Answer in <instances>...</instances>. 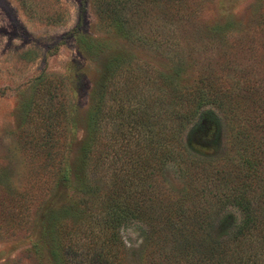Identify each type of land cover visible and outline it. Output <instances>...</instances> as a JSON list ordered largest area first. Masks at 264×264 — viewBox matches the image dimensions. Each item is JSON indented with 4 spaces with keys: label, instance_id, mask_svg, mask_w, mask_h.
Segmentation results:
<instances>
[{
    "label": "rangeland",
    "instance_id": "obj_1",
    "mask_svg": "<svg viewBox=\"0 0 264 264\" xmlns=\"http://www.w3.org/2000/svg\"><path fill=\"white\" fill-rule=\"evenodd\" d=\"M105 1L0 0V264H167L161 243L149 246L143 222L142 230L135 222L112 228L99 208L115 178L134 189L151 171L126 164L138 137L149 134L123 130L135 114L123 121L117 114L126 112L121 94L128 90L134 104L142 101L144 110L148 103L157 113L152 96L170 92L161 77L176 78L169 83L185 93L212 92L208 102L190 107L198 114L177 134L184 159L166 162L153 186L166 190L168 203L192 206L194 196L211 217L206 233L213 239L231 232L228 222L246 218L240 206L223 209L225 194H242L254 211L264 204V0L127 5L140 12L123 30L99 16ZM117 60L125 63L120 74L107 68ZM159 114V124L169 119L178 131L177 121ZM123 131L131 142L123 141ZM248 135L251 147L261 146L254 149L261 168L247 180L242 161L251 149L240 136ZM86 147L92 151L85 163ZM52 156L62 161L61 171L45 166ZM49 168L66 172L73 184L57 187L52 172L43 181ZM66 205L71 211L51 227L47 208ZM257 254L264 264V252Z\"/></svg>",
    "mask_w": 264,
    "mask_h": 264
},
{
    "label": "trees",
    "instance_id": "obj_2",
    "mask_svg": "<svg viewBox=\"0 0 264 264\" xmlns=\"http://www.w3.org/2000/svg\"><path fill=\"white\" fill-rule=\"evenodd\" d=\"M173 1L176 2V0H107L105 1V5H107V9L110 7V10L103 7V10L99 11V16L102 17V19L109 21V23L115 21L118 28L123 30L126 23L131 21L130 18L135 16L136 12H140L139 10H126L127 5H129V7H142L143 5L152 3L167 6V4H171ZM179 2H181V4H190L189 0H180ZM124 64L125 63L120 64V61L117 60L108 64L107 68L108 70H112V68L116 67V70L118 71L117 73L120 74ZM179 76L180 74L177 75V77ZM130 78L133 80L137 79L132 75H129V79ZM167 78L168 77H161V79H164L163 84L170 88L168 89L170 91L169 95L165 94L166 97H163L160 96L161 93H159L157 94L158 96H152L155 106L158 107L155 108L157 113L153 114L150 111L148 103L145 105L144 110L141 108V105L143 104L142 101L134 104L136 101L135 97H133L134 91L128 90L124 94H121V100L124 101V104L126 105V112L124 113L125 109L122 111L120 110V114H117V117L121 115V121H123L128 115L131 116L132 114H135L133 116L132 124L127 127L123 126V130L129 128L130 131L135 130L139 132L138 130L143 129L144 132L149 134L146 137L142 136L143 138L138 137L139 140H137V144H135L133 154L130 155L131 160L126 161V164L132 168L134 167V169L145 168L144 172H148L146 169L151 171L139 178V186L134 189H132L133 186L131 184H120L118 178L113 180L112 196L109 193L107 202L99 207L101 212L106 213V217L104 218L105 224L112 228H115V226L118 228L120 225L133 224L131 222H135L137 226L139 223L143 222L144 229H146L145 227L150 229L147 234L149 246L154 240L161 243L167 264H184V257L187 259L188 264H225V258L227 257L229 260L234 257V260H230L231 263L228 261L227 264H257L259 261L256 259V256L258 255L257 252H264V221L261 218L264 212V204H261V206L256 205L260 206V208H255L256 211H254V202L250 200L249 203L243 204L244 202L242 200L245 198L242 194L239 196L235 194L232 195L230 192L225 194V198L222 199L223 209L240 206L242 208L241 210L246 213V218L242 221H239V218H235L232 222H228L230 224L229 226L227 224V227L232 229L231 232L228 235L219 236L217 239H213L211 234L209 235L206 233L210 231L206 228L212 225V222H210L211 217L208 215V211L199 210L200 206L194 201V196L190 195L189 198L193 203L192 206H185L180 202L174 204L170 201V203H168V196L170 197V195L166 190L161 191L153 186L155 182V174H160L164 167L163 165H166V162H176L177 159H184L183 152L185 151L182 149V144L178 142L177 134L183 130L185 124L192 117L198 114L199 110L190 109V107L193 105L202 106L204 102H208L206 99L207 95L212 92V90L209 89L207 93L198 90L196 92L185 93L178 90L176 87H172L169 83L174 82L175 85L177 81L176 78H173L174 80L169 78V81H167ZM116 93H118V90L115 94ZM193 94L194 96H192ZM168 97L170 100L167 99ZM215 99L217 100L218 97ZM159 100H162V102H159ZM221 102L222 100L220 99L219 103ZM160 103L163 105L162 107L160 106ZM94 107L97 125L101 122L102 118L101 104L98 102ZM159 112L167 114L171 119V123L177 121L178 131L172 129L169 119L167 122L164 121V125L161 123L159 124L156 120L160 115ZM182 112L184 115H182ZM121 131L122 126H120V132ZM123 133V141L131 142L127 139V131H123ZM248 137L250 136H240L241 140L244 138L243 141L245 143V148H248L247 150L251 149V152H246V157L242 161V167L244 168V172H246L244 176L247 180L259 177L260 175L258 174L260 173L261 168V163L257 157L255 158L256 155L254 154V149H259L261 146L251 147V138ZM48 143L49 142H46L45 146H48ZM52 147L53 146H51V148ZM145 149H150V151L147 154L145 152L141 153V151ZM176 149L179 150L177 154L175 152ZM83 151L86 163V161L90 159L88 156L91 153L92 148L86 147ZM51 160L53 161L50 162ZM46 161L47 164H45V166L47 168L52 164L53 168H59L60 170H58L61 171L62 161L59 158L53 156L50 158L47 157ZM181 169L188 172L187 167ZM47 172L48 176L43 180L45 182H48V177L51 172L53 173V178L58 173L50 168ZM144 172L139 171L132 175L138 176ZM188 173H183V175L185 176V174ZM57 175V187L63 189L64 187H70L73 184L66 172L63 173V175L59 173ZM52 188L53 187H46V191L51 192ZM95 188L99 192V187L97 188L95 186ZM39 191L44 193V187L40 188ZM252 193L255 197H259L260 195L257 190L256 193ZM200 194L201 193L198 191L197 195ZM33 198L35 199V195ZM198 198L199 196H197V199ZM260 199L261 197L259 200ZM230 203H232L233 206ZM258 203H261V201ZM30 205L31 204L27 205L28 209H30ZM70 211V205H66L62 209L47 208L46 212L49 216L47 215L45 217L46 219H49L48 222L51 227L59 226L62 221L58 220L59 217H62L63 215L65 216ZM91 218H95V212H92ZM140 226H138V228L142 230L143 227L141 226V228ZM204 229L206 230L204 231ZM159 243L153 244L152 246L157 247V244ZM168 246L170 247V251L165 252ZM151 251V248H149L146 255L150 257L152 254ZM163 261H165V258ZM163 264L166 263L163 262Z\"/></svg>",
    "mask_w": 264,
    "mask_h": 264
}]
</instances>
